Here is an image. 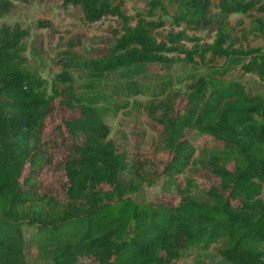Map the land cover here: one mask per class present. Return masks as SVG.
<instances>
[{
    "label": "trees",
    "instance_id": "1",
    "mask_svg": "<svg viewBox=\"0 0 264 264\" xmlns=\"http://www.w3.org/2000/svg\"><path fill=\"white\" fill-rule=\"evenodd\" d=\"M17 1L30 0H0V18ZM166 1L149 0L148 14L166 10ZM175 1L178 20L216 30L205 51L225 61L206 73L189 75L184 111L171 99L164 101L162 114L155 116L162 128L160 145L168 152L163 170L155 174L154 164L138 160L133 165L136 178L130 180L124 176L126 158L109 138L107 109L93 92L74 88L69 68L81 66L95 77L121 69L131 78L151 62L171 60L166 52L179 49L177 42L187 34L171 32L168 41L160 40L155 30L164 21L140 15L133 24L122 1L63 0L80 6L88 21L122 16L123 31L107 38L97 54L64 50L66 62L58 75L70 83L53 85L51 92L48 80L27 65L29 31L18 22H0V264H28L24 224L35 226L52 243L50 264H174L186 249L208 248L218 241L223 242L219 251L225 264H264V91L250 92L241 80L223 78L240 65L264 81V47H234L227 28L231 13L260 11L263 17L256 25L264 31V1L217 0L216 13L211 9L215 0ZM185 52L190 61L194 52L202 53L197 48ZM59 96L74 112L59 125L69 142L63 159L64 199L40 190L36 180V171L48 159L44 123ZM157 110L154 106L152 112ZM188 127L205 141L216 140L220 150L198 157ZM27 164L31 174L22 179ZM195 165L219 183L208 185L202 194L191 190L193 177L183 186L179 175ZM162 174V191H177V204L139 200L132 194ZM82 256L89 260L82 261ZM196 264L206 261L199 258Z\"/></svg>",
    "mask_w": 264,
    "mask_h": 264
},
{
    "label": "rangeland",
    "instance_id": "2",
    "mask_svg": "<svg viewBox=\"0 0 264 264\" xmlns=\"http://www.w3.org/2000/svg\"><path fill=\"white\" fill-rule=\"evenodd\" d=\"M123 2V11L136 23L137 17L146 15L149 19H162L164 24L155 30L160 40H169V33L184 31L188 37L177 42L179 49L167 51L172 59L165 62H151L146 65V71L133 77H126L125 70L118 69L95 77L90 70L75 65L69 68L73 80L71 83L78 91H88L96 94L99 104L107 109L106 121L110 125V135L118 151L126 158L127 167L124 171L126 179L136 178L133 171L135 161L140 160L145 166L154 164L157 171L162 172L164 162L168 158L167 150L160 145L162 128L157 117L162 114L164 101L171 99L176 109L184 111L187 107L188 84L192 81L191 73L203 74L215 67L223 66L225 59L212 56L206 47L213 43L216 30L197 28L192 24L176 18L177 4L175 0H167L166 10L158 9L155 15L148 14L149 0H116ZM264 1V0H263ZM211 9L218 12L219 4L215 0ZM263 13L235 12L229 16L228 30L232 33L234 47L245 48L264 47V31L257 28L259 17ZM49 23L42 24L41 21ZM1 23H20L29 31L25 38L27 50V65L48 80V88L52 86L63 88L70 82L61 81V74L66 58L63 51L72 49L83 55H93L106 45V39L114 37L123 31L124 18L120 15H106L95 21H88L80 6L64 4L63 0H30L29 2H14L10 11L0 18ZM231 41V40H230ZM172 44V43H169ZM197 48L201 54L194 52V61L186 59L185 50ZM64 58V61H63ZM217 75V74H216ZM224 79H238L245 83L250 92H263L264 81L253 72H245L240 65L234 66L224 76ZM61 96L55 98L52 110L46 117L42 142L47 147L46 163L36 171L39 189L61 199L66 198L67 177L63 167V159L68 153L69 142L59 131L63 120L74 114L73 109L61 101ZM5 106L4 103H2ZM154 106L157 112L153 113ZM153 108V109H152ZM187 134L198 147V157L208 158L220 150L219 143L214 139L204 140L203 135L192 127L187 128ZM38 172V173H37ZM31 174L27 164L22 179ZM193 177L196 183L191 190L202 194L203 189L219 179L204 168L193 166L179 175L183 186L187 178ZM166 175L155 182L146 180L141 188L132 194L139 200H165L177 204L180 194L177 191L165 193L161 183ZM264 198V190L262 193ZM26 242V257L28 264L51 263L52 243L45 239L44 233H38L35 226L24 224ZM223 242L218 241L208 248L201 245L186 249L175 260L174 264H196L203 259L206 264H225L219 249ZM264 249V242H263ZM82 261L89 260L82 256Z\"/></svg>",
    "mask_w": 264,
    "mask_h": 264
}]
</instances>
